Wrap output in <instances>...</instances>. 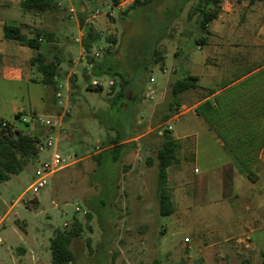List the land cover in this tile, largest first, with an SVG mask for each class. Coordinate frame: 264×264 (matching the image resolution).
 <instances>
[{"label":"rangeland","instance_id":"1","mask_svg":"<svg viewBox=\"0 0 264 264\" xmlns=\"http://www.w3.org/2000/svg\"><path fill=\"white\" fill-rule=\"evenodd\" d=\"M62 1L74 4L76 19L58 6L38 26L54 31L52 45L65 48L58 83L62 96L58 98L52 86L37 82L0 80V117L13 122L15 130L41 134L44 128L31 132L15 120L14 105L29 114L40 95L56 97L59 106L49 116L62 117V129L57 130L60 147L71 148L77 161L57 172L36 194L27 188L38 158L0 183V264H52L54 230L71 228L74 217L83 226L81 236L71 244L76 264H187L192 261L186 255L187 245L170 249L163 243L169 217L159 212L157 154L166 140L164 133L172 135L168 122L180 112L178 105L171 108V104L180 102L189 108L202 95L186 92L175 99L172 92L176 79L187 74L182 61L191 58L200 65L206 54L197 41L206 35L200 27L201 15L193 11L199 0H140L132 8L136 0H120L117 6L111 0ZM79 13L84 16L82 26ZM240 18L237 22H242ZM85 26L99 35L90 52L83 45L79 51L75 42ZM158 52L163 56L159 61ZM90 57L104 61L101 71L109 73H94ZM208 58L218 70L219 58ZM32 75L42 74L35 66ZM231 78L226 74L224 81ZM93 79L103 82L104 88L95 90ZM110 79L112 86L107 84ZM209 84L218 88L221 81L216 78ZM172 125L176 133L182 132L181 120ZM116 134L127 138L129 151L120 162L107 154L100 166L95 156L103 150V142ZM47 136L42 133L41 140ZM115 183L118 188L112 200ZM236 263L243 261L238 258Z\"/></svg>","mask_w":264,"mask_h":264},{"label":"crops","instance_id":"2","mask_svg":"<svg viewBox=\"0 0 264 264\" xmlns=\"http://www.w3.org/2000/svg\"><path fill=\"white\" fill-rule=\"evenodd\" d=\"M21 1L0 0V80L49 87L42 75H32L34 51L4 38L5 24L21 25L31 35L33 26L44 23L43 17L24 12ZM204 32L199 36V47L206 48L202 64L191 58L182 61L185 73L199 77L197 86L183 93L201 91V98L189 108L179 102L180 112L168 122L181 120L182 132L176 133L172 125L176 151L167 167V190L174 210L164 226L163 243L170 249L187 245L188 258H203L206 264H237L238 258L243 264H264V0H221L218 16ZM52 44L49 51L66 54L65 48ZM208 56L219 58L218 70ZM226 74L232 78L224 81ZM216 78L221 81L218 88L209 84ZM207 101L217 106V119L208 111L197 112ZM57 104L56 97L40 95L29 113L49 116ZM19 112L25 108L14 105L16 121ZM51 131L44 128L40 135ZM236 155L256 169L255 180Z\"/></svg>","mask_w":264,"mask_h":264},{"label":"trees","instance_id":"3","mask_svg":"<svg viewBox=\"0 0 264 264\" xmlns=\"http://www.w3.org/2000/svg\"><path fill=\"white\" fill-rule=\"evenodd\" d=\"M59 0H22L20 7L24 12L31 13L36 17H44L48 12L55 11L58 7L57 2ZM140 0H136L129 8L136 6ZM150 0H145L148 2ZM254 2L256 0H250ZM112 4L117 6L120 0H111ZM221 0H199L198 5L193 8V11L201 15L200 27L206 31L208 30L209 23L218 16L220 12ZM67 10L66 6L61 7ZM80 25H84V16L79 13ZM85 37L82 41V45L87 52H90L93 44L99 40V35L94 31L92 27H84ZM4 38L7 40H14L19 44L30 47L34 51V55L31 58V64L37 67V70L42 74L41 81L52 86L54 91L58 90L59 80L63 77L60 64L63 61V57L59 52L49 51L54 33L44 27H36L35 31L28 35L23 32L22 26L16 25H4ZM202 43L203 39L198 40ZM114 42V40H113ZM108 52H111L110 50ZM163 56L158 52L157 61L161 60ZM90 63L94 64L93 72L98 74L109 73V71H101L104 65V61H97L94 57H90ZM199 77L194 74H187L183 78L177 79L172 85V92L174 98L184 91L195 88ZM102 87L95 88V90H101ZM213 92V91H211ZM217 102V98H216ZM178 105V102L171 104V108ZM208 111L210 115L217 119L218 108L213 105L212 102L207 101L197 108V112L202 114ZM19 114H16L18 118ZM170 115L166 116V119ZM3 119H0V183L9 181L12 176L19 174L25 169V167L34 162L39 156V143L41 141L40 134L32 135L29 132H23L21 130L13 129V125L9 123V126H2ZM28 127V125H27ZM168 131V129H166ZM166 140L163 142L162 147L158 151L159 160V212L161 215H170L173 210V201L167 190V167L171 164L175 157L176 143L171 134H165ZM127 138H122L116 134L115 137L108 141L103 142V150L95 156L99 165H102V161L106 158L107 154H112L114 161H121L127 151H129V145L124 141ZM240 158V155H236ZM240 163L243 164L244 170L248 173V176L255 180L257 178L256 169L252 166L245 164L243 159L240 158ZM114 184V181L112 182ZM116 186V183H115ZM113 193L112 200L114 199L117 191ZM37 202V201H36ZM38 203V202H37ZM83 231L82 223L74 217L71 228L62 229L56 228L53 236L50 240V252L52 264H76L75 254L71 248L72 241L75 237L81 236ZM90 247V240L87 241ZM264 257V254H263ZM187 264H206L203 258H199L193 262Z\"/></svg>","mask_w":264,"mask_h":264},{"label":"built area","instance_id":"4","mask_svg":"<svg viewBox=\"0 0 264 264\" xmlns=\"http://www.w3.org/2000/svg\"><path fill=\"white\" fill-rule=\"evenodd\" d=\"M57 5L59 7L66 6L70 18L76 19L77 11L72 2L66 4L62 0H59L57 2ZM96 14H99V11H96ZM84 37V29H79V35L75 38V42L79 45H82ZM152 80L154 79L152 78ZM92 84L102 88H104L105 86L103 82L97 79H93ZM107 84L108 86H112L114 84V80L110 79ZM56 96L60 98L62 96V93L57 90ZM59 102L61 103V101ZM18 114V121H21L24 124L28 125L31 132H35V127L52 129L48 136L45 137L44 140H41L38 145V166L35 170L33 181L27 188V192L31 191L32 193L36 194L46 187L48 182L57 172L71 166L73 163H75V161H77V158L74 153H71V148L62 150L60 147V136L57 133V130L59 132L62 129L63 119L60 115L50 117L39 112H30L29 114H22L21 112H19ZM2 126L7 127L9 126V123L3 120ZM167 128L172 129V125H168ZM42 153H46V155L42 157ZM186 242H188V239H186Z\"/></svg>","mask_w":264,"mask_h":264}]
</instances>
